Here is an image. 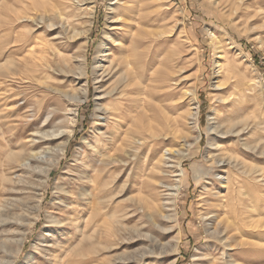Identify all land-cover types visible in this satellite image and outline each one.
Masks as SVG:
<instances>
[{"label":"rangeland","instance_id":"1","mask_svg":"<svg viewBox=\"0 0 264 264\" xmlns=\"http://www.w3.org/2000/svg\"><path fill=\"white\" fill-rule=\"evenodd\" d=\"M115 2L97 0L92 20L74 18L73 10L65 5L55 9L49 7L47 17L56 25L52 29L34 30L29 18L35 19L41 12L22 9L18 4H14L16 10L12 11L7 0H0L1 62L9 59L13 50L15 61L29 55V46L23 52H15L25 36H43L45 42L54 45L63 36L58 34L64 28L62 20H67L64 21L65 35L75 36V39L65 44L72 45L74 50L84 43L85 75L80 79L81 71L72 62L66 69L64 81L63 75L57 73L53 74L54 78H38L51 81L70 94L83 85L88 88L86 100L76 113L67 116L60 112L50 124L68 126L67 120L76 117L74 134L66 146L67 153L72 145L71 156L66 158L65 154L54 165L48 182L44 183L45 175L37 172L39 168H35L39 175H31L19 168L12 170L20 179L10 184L15 189L4 193L8 202L0 207V264H134L128 263L129 254L149 245L150 234L162 243L163 258L159 261L151 257L146 264H165L167 259L164 257L173 255L168 253V243L178 234L181 239L175 264H207L205 255L216 256L220 261L223 257L231 259V264H264V257L257 260V254L264 255V0H119L116 8L120 13L128 7L135 12L128 17L122 15V18L140 20L137 17H144L142 20H149L143 26L145 30L164 31V36L169 39L162 38L158 44V50L163 53L156 62L158 66L155 65L163 74L159 93L165 97L162 101L153 99L147 116L142 106L134 107L136 104L132 103L139 104L141 97L149 100V95L130 92L129 85L124 95L102 96L112 80L106 79L102 85L101 78H97L102 72L96 68L99 48L108 51L109 44H116L113 53L120 58L130 53L128 47L132 44L131 33L124 24L112 21L114 14L110 4ZM134 25L138 24L134 22ZM87 29L86 37L76 36ZM120 42L127 48H121ZM145 45L140 48L144 50ZM62 50L58 61L73 51ZM12 77L0 76L2 94L12 86L16 87L17 82L13 83ZM188 90H194V100L185 96ZM22 95L18 96L19 104L24 102ZM3 97L0 95V99ZM194 103L199 105L195 125L188 121L186 113ZM120 105L124 116L120 119L121 129L114 126L118 119L115 112L105 113L98 109L99 106L113 108ZM51 111H46L44 116L52 117ZM99 113L104 114L101 119H98ZM29 114L31 119L32 110ZM215 121L224 125L237 122L239 126L234 134L223 135L214 141L211 136ZM96 127L103 128L110 136L100 135ZM117 129L121 132L116 135L120 139L118 144L111 140V133L117 134ZM150 135H155V140H150L156 142L155 148L136 151L133 141ZM75 137H78L76 142L71 144ZM60 140L55 138L41 148L50 147L49 155H52ZM212 142L214 146H211ZM219 144L226 149L217 151L215 147ZM167 149L180 150L181 156L170 158ZM0 153L3 154L1 149ZM215 154L220 158L233 156L241 163L239 169L224 162L214 163ZM85 156L89 157L90 167L83 164ZM82 169L87 175L96 174V169L101 181L103 202L96 222L99 227L97 231L91 230L95 233L96 246L87 242L80 244L82 233L76 227L78 224L82 229L85 227L87 214L84 207L89 202L83 192L92 188L88 178L82 176ZM54 170L57 171L52 173ZM227 171L233 182L230 191L226 188ZM180 173L183 174L180 176ZM175 184H178L177 188ZM211 211L225 218L229 214L231 224L237 223L223 236L232 233L229 244L236 247H227L222 256L223 250L216 249V240L208 232L214 223L207 218L213 216ZM158 224L170 230L164 232ZM137 231L144 236L140 242L135 237L139 234L135 233ZM124 258L126 262L123 263ZM200 258H204L203 261Z\"/></svg>","mask_w":264,"mask_h":264},{"label":"bare ground","instance_id":"2","mask_svg":"<svg viewBox=\"0 0 264 264\" xmlns=\"http://www.w3.org/2000/svg\"><path fill=\"white\" fill-rule=\"evenodd\" d=\"M7 1H8V6L10 10L14 9V6L18 4L22 7V9L24 7V9L30 8V10L33 9V11L35 10L37 12H41V14H37L35 16V19L29 18L33 22L34 30H37L39 28L52 29L56 25L53 20H49V18L47 17V12L49 11V7L55 9L56 7H62V5H65L66 7L73 10L74 18L78 17V18H84L85 20H92L94 16L96 4H97V0H7ZM118 2L119 0H116L115 3L110 4L111 8L109 7L111 9L110 11L114 14L112 21L122 22L124 26L128 29L129 33H131L130 35H131L132 44L128 48L132 51V53L129 50L130 51L129 54L121 56V57L119 56L120 58H117L114 55L115 53H113L114 52L113 47L116 44H113V43L109 44L108 51H106L107 49L105 50L103 48H99L97 61H96V68H98L99 70L102 69V72L99 76H97V78L99 77L101 78L102 85L106 83L105 82L106 79L112 80L111 86L108 89H106L104 93L102 94V96L105 98H112L117 93L124 95L127 92V89H126L127 85L130 86V89H129L130 92L142 94V95L148 94L150 97L149 100L141 97L140 100L138 99L139 104H137L136 102L132 103V104H136L134 107L139 108V106H142V109L144 110V113L147 116V113L150 111L151 106H153V99H158L162 101L163 98L165 97V94L161 92L159 93V88L162 86L164 82V79H162L163 74L159 70L158 67H155V65L157 64L156 63L157 61H160L159 57L163 53L162 51L158 50V44L160 43L162 38L165 40H169V39H167V37L164 36L166 34V32L164 31L154 33L152 30L150 31L145 30L143 26L145 27V24H148L149 20H142L144 17H141V16L137 17L140 20H130V19L126 20V18H122L121 17L122 15L127 16V17L131 16L133 10L128 7L127 10L125 9L124 13H120L118 9L116 8V3ZM15 10L16 9H14V11ZM85 10L87 12L83 13V11ZM58 15L61 18H63L61 16L62 14L59 13ZM29 19H26V21H29ZM62 21H63L62 26L64 27L63 29L66 30L67 27L64 24V21H67V20H62ZM134 22H136V24L138 25H134ZM14 25L15 24L11 26V29L9 32L12 33L14 31ZM63 29H60L58 32V34L63 35L61 37L62 39L60 38V40L56 42L54 45H52L49 42H45L46 39L43 36L34 35L35 37H32V36L22 37L21 44L17 46L15 52H19V53L23 52L24 49L26 50L27 46L30 47V50H28L29 55L27 54V56H24L21 59L19 58L18 61L16 60L17 63L12 57L14 54L12 52L14 50L11 52L12 55L9 54L11 55L12 58L8 57L9 59H7L3 63L1 62V55H0V76H3V78L14 76L12 77V82L13 83L17 82L16 87L12 86L9 89H7V93L2 94L0 92V95H4V97L0 99V149L3 152V154L0 153V170H1L0 172V207H2L5 202H8V199L7 198L5 199L4 197V193L8 190L12 191L15 189L14 186H11L10 184L11 183L15 184L17 182L15 179H20V176H14V173L12 170H14L15 168H19L21 170L27 171L29 174L32 175V174H37L35 172V168H39V171L37 172H39V174L43 173L45 175V179L43 181L46 184L48 182L51 170L54 167V165L59 163L60 160L65 156L66 146L69 143L70 137L74 134V130H75L74 127L76 126L75 116H72V118L67 120L68 121L67 123L71 124V126L68 124V126L57 127V126H54V124L53 126H50V124L55 122V119L60 114V112L65 113L67 116L68 114L72 112H75V113L77 112L76 109L80 106V104H82L86 100L87 93H88L87 86L83 85L77 88V92L75 91L74 93L70 94V92L66 90L65 88H60L59 86L53 84V82L51 81L46 82L38 78V76L54 78L53 74L57 73V74L63 75V81H64L67 77L66 69L67 67H70L72 62L74 63L75 68L81 71L80 79L82 78V76L85 75L86 55L84 52L85 50L84 43H80L77 46V49L73 50V47H71L72 45L69 46V45H66L65 43H68V41L71 39L74 40L75 36L65 35V31ZM87 35H88V29L83 31L82 33H76V36L78 38L79 37L84 38ZM66 38L68 39L65 40ZM111 38L115 40L114 37H111ZM144 44H147V46L146 45H145L146 47L143 46L144 47V50H143L140 48V46ZM103 45L104 47L107 46L106 43H103ZM119 45L123 49L127 48L124 42H120ZM62 49L73 50V51L68 56L63 55L64 58L62 59V61H58L57 58L60 57L63 53ZM142 60L143 62H140ZM156 66H158V64ZM5 68L7 69L6 72H5ZM15 76H17V78ZM220 86L221 84L218 85V87ZM50 92L55 93V96L52 95V93ZM20 94L24 95V96L22 95L24 97V102L22 104L18 103L19 102L18 96ZM193 94H194V90L185 91V96H189V99L191 98V100H194L192 97ZM121 107H122L121 105L119 107H113V108H110L108 106H105V107L99 106L98 109L99 111L103 110V112L105 113L107 111L111 112V114L115 112L116 113L115 115H117L116 119L117 118L118 119L114 121V126L119 127L121 129V127L123 126V123L120 121V119L124 117L122 114L123 109ZM31 110H32L33 117L29 119L31 116L29 112ZM48 110H52L51 111L53 112L52 117L44 116L45 112ZM117 112H119V114ZM186 113L189 117L188 121L195 125L198 121V113H199L198 103H194L193 105H191L190 108H188V110L186 109ZM102 115L104 114L99 113L98 119H101L100 117H102ZM140 116H142V114H140ZM104 124L108 126L107 122H104ZM238 126H239V123L237 122L224 125L223 122L218 121L212 127V131L214 132V134H212L211 137L215 141V139H218L220 137L222 138L223 135L228 136L229 134H232L234 131H236ZM96 128L100 131L99 133L100 135L104 137L110 136V134L107 131L103 130V128H100V127H96ZM239 133L240 132H237L236 134H239ZM120 134L121 132H119L118 129H117V134L111 133V136L113 137L111 140H113V143L118 144L120 142L119 137L116 136ZM55 138H59L61 140L59 141V144L57 145V148H56L57 150L52 155H49L50 147H45V148H41V147L45 144L50 143ZM100 138L102 137L100 136ZM152 138H154L155 140V135H152V136L150 135L148 137H142V138L134 140L133 144L136 145L135 146L136 151H142V150L152 151L156 146V142L152 141L151 143L150 140H152ZM213 142L211 146H214ZM106 147H108L107 143H106ZM215 148L217 149V151L219 150L224 151L226 149V148H223L220 144L217 145V147ZM37 149H40V150L36 151ZM166 151H169V154L171 155L170 158L172 157L176 158V156L178 155L181 156L180 150L176 151V150L167 149ZM51 157L53 158L50 159ZM21 158H23V160H21ZM88 159L89 157L85 156V159L83 160V164L85 163L86 165L87 164L89 165ZM213 162L214 163H222V162L227 163L228 165L234 166L236 170L239 169V165L241 164V163L239 164L238 160H236V158H234L233 156L232 157L230 156L228 158H225V157L220 158V156L216 154L214 155ZM82 171H83L82 176L84 178H88L86 180L87 182L90 183V186H92V188L90 187L91 189H85L83 192L84 193L83 196L85 197V200L87 201V203L89 202V205L85 202L86 205L88 206L84 207V211L87 214L86 216L87 218L85 219V225H84L85 227L84 229H82L80 227L81 224H78V225L75 224V225L77 227V230H80V232L82 233L81 240L79 239L80 244L83 242H87L89 245H94V243L96 242H95V233L93 231H97V228L99 227L98 224L96 225V222L99 220V215L101 213V204L103 202L102 196H100V193L102 191L101 184H100L101 181L99 180V175L96 172V169L94 170L96 174H92V175H87V172L84 169H82ZM82 171L80 172L81 174H82ZM91 172L92 171L90 170V173ZM182 174L183 173H180V176ZM226 180H227L226 188L228 189V191H230L232 189L233 182H232V177L228 171H227ZM80 186L83 187L82 184ZM174 186L177 188L178 184L177 185L175 184ZM63 190H66V189L63 188ZM63 192H67V191H63ZM228 200L230 199L228 198ZM226 207L228 208V204L226 205ZM228 215L229 214H227L225 218V217H221L220 214H214L213 212V216L212 215L207 216V218L209 217L210 220L214 222L213 227L209 228L208 232H209V235L214 237L216 240V246H217V247L215 246L216 249H218V251L220 250V252L223 250V253L221 252L220 254L221 256L224 254V251H225L224 249H226L227 247H232V248L236 247V245L229 244V240L231 239V237L229 236L232 233L225 238L223 237L226 233L229 234L231 232V231L229 232V228L234 227L233 225H235V227L237 226L236 222H233V224H231ZM54 221L57 222V220H54ZM65 225H66V222H65ZM157 226L162 228L164 232L170 230L168 229L169 227L165 228V227L160 226L159 224ZM174 228H175V224H174ZM135 233H139V234H135V237L139 238L138 239L139 242L140 240L144 239L142 232L137 231ZM172 238L173 239L169 241L168 243L169 245L168 253L173 254V255L169 258L164 257V259H167L164 262L165 264H175L177 257H178L177 255L179 253V242L181 238L179 234L177 235V237L174 236ZM149 241L151 242L149 245L147 246L145 245L144 247L134 249L132 253L129 254V256L130 255L131 256L129 258L126 257L128 258L127 259L128 263L133 262L134 264H146V262L151 257H156L158 260L163 258V255H162L163 251L162 250L160 251L163 245L159 241L158 237L153 234H150ZM129 242L130 240L128 241V243ZM204 257H206L205 261H207V264H227L229 260H231V259L228 260L225 257H223L221 261L217 260L216 256H213V257L211 256L212 258H210L207 255H205ZM257 257H258L257 260L260 261V260H263L264 255L262 256V254H257ZM170 259L172 260L170 261ZM200 259L203 261L204 258H200ZM121 262L123 263L126 262L125 258ZM231 262H229L228 264H231Z\"/></svg>","mask_w":264,"mask_h":264},{"label":"trees","instance_id":"3","mask_svg":"<svg viewBox=\"0 0 264 264\" xmlns=\"http://www.w3.org/2000/svg\"><path fill=\"white\" fill-rule=\"evenodd\" d=\"M77 138H78V137H75V138L73 139V141L71 142V144L74 143V142H76ZM71 151H72V145L69 146V149L67 150L66 158H69V157L71 156ZM56 171H57V170H54L52 173H55Z\"/></svg>","mask_w":264,"mask_h":264}]
</instances>
